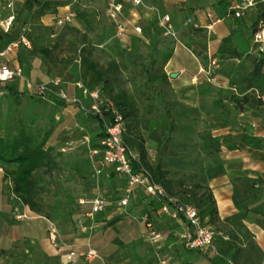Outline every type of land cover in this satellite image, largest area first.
<instances>
[{"label": "crops", "instance_id": "0c3cea01", "mask_svg": "<svg viewBox=\"0 0 264 264\" xmlns=\"http://www.w3.org/2000/svg\"><path fill=\"white\" fill-rule=\"evenodd\" d=\"M22 1L24 0H16V4ZM107 1L88 0L84 2V9L78 10L71 9L70 4L58 5L56 13L45 14L42 21L52 27L51 43L67 44V40H63L65 36L74 42L77 41L76 39L81 40L82 37L97 48L113 52V58L119 64L126 62L132 65L146 64L152 68V72L143 71L139 76L144 79L151 73L166 74L169 82L165 85L177 95H183V100L187 103L191 101V96H196L194 92L197 89L196 83L205 78L202 73L208 63L220 67L225 61L240 63L247 59L248 54H254L259 58L251 71L261 74L260 71L264 67V53L257 52L254 34L252 44L246 43L247 36H245L247 33L248 36L251 35L249 29L251 24L248 19L251 16L255 18V14L250 12L238 20L229 14L230 0H145L141 6L126 4L123 15L127 31L121 36L117 35L115 26L107 15ZM70 12L74 13V17L67 23L69 29L56 23L59 17ZM165 16L170 18L166 23L172 28L169 34L166 32L167 27L161 24ZM136 28H141V32ZM232 33L234 45L238 48L240 56L218 55L223 39ZM166 42H171L169 46L172 51L166 62L162 64V51L166 48ZM154 48L160 51L159 54H153ZM17 52L18 49L7 58V61L14 66H20ZM59 56V59L67 58L65 53L58 54ZM42 63L43 60L36 57L30 75L46 83L52 79V76L43 68H39ZM159 68L160 70L157 71ZM171 72H178V77L170 78ZM135 73V69H129L125 75L126 77L130 75V79L134 80ZM27 81L35 80L23 75L22 78L11 81L5 86L3 96L13 93L9 86L17 85L16 94L19 96L22 97L25 92L32 96L36 93L37 102L53 108L55 114L54 124L51 127L53 132L48 145L63 151L64 159L58 157V163L62 167L60 177L69 175L67 174L69 172L63 168L64 163L61 164L65 162L71 168L70 176L76 180L77 187L74 192L78 197L61 204L62 208L73 211L71 215L54 219L39 214L15 197L12 181L5 177L4 168L0 165V264H162L163 261L166 264H213L212 259L219 254L223 246H211L207 250L187 248L184 235L189 226L183 215L170 216L162 210V203L152 200L140 187H135L128 204L122 205L120 200L127 195L128 190L124 176L113 173L109 166H105L101 173H95L91 169L89 152L84 156L72 152L66 153L78 144L75 142L76 145L71 146L72 141H77L75 140L77 130L73 128L78 126L84 133L85 127L93 124L94 121L84 114L78 102L61 97L50 100L46 98L47 94L42 95L38 92V85L30 87ZM77 82L80 80L62 82L61 87L69 97L80 99L87 109L92 110L98 104V99L90 94L85 95L83 89L76 85ZM222 84L227 87L225 83ZM134 85L132 82L127 83V88L134 95L144 93V91L139 92ZM232 90H234L231 91L232 95L238 94L235 92L236 88L232 87ZM251 91L252 89H246L244 94ZM145 94L144 97L148 93ZM222 94L227 95L225 91ZM199 96L201 103L204 101L205 93L200 92ZM221 97L220 94H214L210 98L216 101ZM261 99L263 100L261 105L245 109H238L234 106L236 102L223 99V102L230 103L228 127L225 124H220L218 127L238 129L241 130L240 133L264 137V96ZM86 134L87 137L89 133ZM237 146L242 150L252 148L244 145L241 140ZM262 157L255 154L245 157L236 153L232 156L234 160L240 159L241 162L237 165L246 169L244 178L254 180L264 179ZM88 163H90L88 172L83 171V167ZM255 185L259 187L261 184ZM209 186L222 219L234 216L240 211L235 199L241 200L246 194L242 191L238 192L233 186L230 172L213 178ZM99 197L106 199L107 204L100 213L92 215V201ZM248 207L250 208L251 205ZM262 219L260 213L249 211L242 217V224L247 235L254 239L264 257ZM149 223L153 224L161 235L155 241L149 237ZM52 231L56 235L55 241L50 237ZM237 234L240 240L242 236L239 232ZM226 238L230 240L228 236ZM72 252L75 253V259L67 262L66 257Z\"/></svg>", "mask_w": 264, "mask_h": 264}, {"label": "trees", "instance_id": "16d2710c", "mask_svg": "<svg viewBox=\"0 0 264 264\" xmlns=\"http://www.w3.org/2000/svg\"><path fill=\"white\" fill-rule=\"evenodd\" d=\"M52 6L53 4L49 0H24L20 3L19 7L16 4V19L12 28L9 31H4L0 28V50L5 49L9 44L25 36L29 40L30 46L20 45L17 52L24 76L30 75L33 61L36 57H39L43 60V70L52 77L58 76L63 82L74 79L85 80L88 81L87 88L90 91L99 90L98 103L101 100L103 101L99 104L100 112L87 108V110H82L86 116L88 115L97 124L98 132L93 136V140H96L97 143L95 149L101 151L103 148L101 142L107 136V126L113 124L116 121L117 114H120L126 127L124 139L130 148H134L139 155V160L134 162L135 167H146L152 174L154 181L163 185L171 197H178L176 200L178 203L196 206L203 221L211 225L208 223L205 215V211H209L212 220L217 215V207L211 190L203 187L201 183L195 184L191 188L175 190V180L170 177V172L168 168L163 166V162L158 160L156 164H153L149 159L147 138L141 134V127L150 132L149 138L157 141L159 144L164 141L155 134V124L158 125V121L151 120L150 122H146V120H141L140 107L137 100L138 95H134L127 88L128 82H132L135 84L134 86L138 84H136L135 78L134 80L130 79V75L126 77L125 72L129 71V69H135L136 77L143 71L152 72V68L146 64L132 65L127 62L119 64L114 58L109 62H101L94 55L96 46L88 43L85 38H81V44L88 46L87 48L83 46L78 50L79 55L77 60L75 59L73 62L68 61V57L59 59L57 52L58 43L56 42L55 45H51L52 43H50L52 27L45 25L42 21V17L47 14V11ZM254 14L253 34L258 29L259 23L264 25V2L258 4ZM61 36L62 34H60ZM152 44H154L153 39ZM170 44L171 42H166V48L162 51V64L166 62V59L171 54L172 48L169 46ZM152 52L155 55L159 54L160 51L154 48ZM226 54L236 57L240 56L238 48L234 45L233 33L225 37L219 47L218 55L224 56ZM70 65L71 67L69 68ZM159 70L160 68L157 69V71ZM156 77L158 79H155ZM168 82L169 78L166 74L156 75L151 73L150 75H146L143 79L145 90L140 95L144 97L145 93H148L149 95L147 94L144 98L147 101L151 100L152 103H155V101L153 102L154 97L152 95L156 92V102L159 105L163 102V90L164 86H166L165 84H168ZM246 82L247 89H262L264 88V74L250 72L246 76ZM9 89L17 96V102L19 103L21 100L19 97L21 96L16 94L18 92L17 85L9 86ZM46 98L56 100L60 99V96L50 90L47 92ZM235 102L239 109L253 107L248 94H244L242 98L236 97ZM262 103L263 100L259 97L257 104L261 105ZM170 116L171 113L164 109L162 121L165 132L168 134L174 127L173 122H168L171 119ZM141 123H144L143 126ZM150 123H152V126ZM52 132L53 129L50 128L41 137V134H38L31 126L20 123L16 133L11 135L0 134V165L4 168L5 177L12 181V190L15 197L22 204L29 206L33 211L50 218L52 216L48 213V209L55 210L59 217L72 214L66 208H62V210H68L67 214L65 212H57L60 210L57 205L48 207L44 201V193L47 186L46 176L48 174L53 175L55 170L60 167L58 157L61 154L56 152L54 146L48 145ZM220 141V136L208 138L204 144L206 152L210 154L217 153ZM241 142L252 148L264 147V137L253 136L248 133L242 134ZM217 173H214L213 177L218 175ZM246 180L253 181L254 184L260 183L259 180H252L250 178ZM182 183V181L179 182V186ZM245 194L247 196L245 195L243 199H235L239 210L244 212L243 216L251 211L248 207L249 203L262 197L264 186L255 194ZM186 195L189 198H186ZM198 197L200 198L197 200ZM193 199L195 200L194 202L192 201ZM152 200L162 203L160 199ZM170 205L173 207L175 202H170ZM237 243L236 239L225 241L219 254L212 259L213 264H230L232 258H239L242 248Z\"/></svg>", "mask_w": 264, "mask_h": 264}, {"label": "rangeland", "instance_id": "374dc122", "mask_svg": "<svg viewBox=\"0 0 264 264\" xmlns=\"http://www.w3.org/2000/svg\"><path fill=\"white\" fill-rule=\"evenodd\" d=\"M49 1L52 2L53 6L47 11V14L56 13L55 11L58 10L57 6L65 4H70V8L73 10L84 9V2L88 0ZM20 3L21 2L17 3L18 7L20 6ZM8 14L9 10L5 5V1L0 0V16L6 17ZM249 19V24H251L249 28L251 35L248 36L249 34L247 33L245 36H247L246 43L252 44L255 18L254 16H251ZM69 28L68 25L65 26V29ZM63 40H67V44H57V52L60 55L65 53L68 57V61L72 62L75 59H78V50L83 46H85V48L88 46L81 44L80 39H76V42L78 43L72 40L70 41L66 36ZM51 41L52 40L50 39V43ZM94 55L95 58L101 62H109L113 59L114 54L109 50L96 47ZM255 56L256 55L254 54H248L247 59L242 60L240 63L225 61L220 67L209 63L205 65L202 73L205 75V78L200 79V82L196 83L197 89L194 91L196 96L193 97L190 95L191 101L189 103L183 100V95H177L175 91H171L167 85L164 86L165 92L163 102L159 105L156 102V92L152 95L154 97L153 102L155 101V103H152L151 100L147 101L141 95V97L139 95L137 96L141 120H146V122H150L151 120L158 121V125L155 124V134L164 141L159 144L157 141L149 138L150 132L141 127V134L147 138L149 159L153 164H156L158 160L163 162V166L168 168L170 172V177L175 180V190L191 188L195 184L200 183L203 187L210 190L209 185L213 178L221 177L225 174H229V172L233 186L236 187L238 192L242 191L251 195L255 194L263 187L264 179L262 178L259 179L261 183L259 187H257L253 181L246 180L247 178H244L243 175L246 169L244 170L243 166L237 165L241 160H234L232 156H234L235 153L242 154L245 157H248L250 154H255L262 155L263 159L264 147L247 148L242 150L237 146V143L242 138L243 133H240L241 130L218 127L220 124H225L228 127L227 119L230 115V109L228 108L230 103L223 102V99L235 102L236 97H243L244 91L247 89L246 76L248 73L252 72L251 70L256 66L257 59L259 58ZM70 67L71 65L69 68ZM39 68H43V63ZM260 72L264 74V67ZM25 77L33 78L35 80L32 81L34 85L42 84L38 77H31V75H25ZM80 81L85 87L88 86V81ZM135 81L137 82L136 84H138V91L143 92L145 90L143 78L141 76H136ZM222 83H225L227 87ZM232 87L236 88L235 92H238V94L232 95L231 91H234L232 90ZM223 91H225L227 95H223ZM200 92L205 93L204 101H201V103L199 96ZM33 93L34 92H32V94ZM34 94L35 95L32 96L26 92L23 93L22 97H19L21 98L19 103L17 102V96L14 93L1 97L0 134L11 135L16 133L21 123L23 125L31 126L38 134H41L40 136L42 137L46 130H49L53 126L55 116L53 108L45 106L42 102H37L38 95L36 93ZM214 94H220L222 97L213 101L210 97ZM248 95L250 96V102L253 107H257V101L259 100L258 95L261 96V98L264 96V88L259 89L258 92L252 89ZM234 106L237 107L236 104ZM164 109L171 113V119H169L168 122L174 123V127L169 134L165 132L164 123L162 121ZM143 124L144 123H141L142 126ZM150 125L152 126V123H150ZM73 129L77 130V137L75 139L77 141H72L73 143H71V146L75 144V142H78V144H75L76 146L73 149H69L66 153L72 152L84 156L89 152L91 155V169L97 173V169L102 167L101 163L103 160V154L101 151L97 153L94 152L97 143L96 140H93V136L98 132L97 124H88L85 127V131L89 133L87 137L86 132L84 131V133H82L78 126ZM214 136L221 137L220 146L218 147L217 153L210 154L206 152L204 144L208 138ZM132 150L137 152L134 148H132ZM56 152L61 154L59 157L63 160V151H59L56 148ZM63 163V168L69 172L67 173L69 175L68 177H60L62 167H59V169L55 170L53 175L48 174L46 176L47 186L46 192L44 193V201L48 207L57 205L60 208L57 212H65L67 214L68 210H62L61 204L69 202L73 198L76 199L78 194L74 192L77 184L76 180L70 176L71 168L70 166H67L65 162H61V164ZM90 163L83 167V171L88 172ZM214 173H217L218 175L213 177ZM181 181L183 183L179 186V182ZM238 197L240 198V196ZM186 198L189 197L186 195ZM199 198L200 197H198L197 200ZM192 201L194 202L195 200L193 199ZM249 205H251V211L262 215V220L264 222V194L261 198L252 201ZM69 211L71 213L73 212L71 209H69ZM48 213L51 214L54 219L60 218L55 210L48 209ZM209 213V211H205L206 219L215 229V239L212 247L223 246L224 242L229 240L226 238L228 236L230 240L236 239L238 241L237 244L242 248L239 258H232V261L235 264H262L264 258L262 252L256 245L254 239L250 235H247L244 225L242 224V217H244L243 211H239L234 216L222 219L219 216L217 209V215L213 220ZM236 231L242 236L240 240H238L240 236Z\"/></svg>", "mask_w": 264, "mask_h": 264}, {"label": "built area", "instance_id": "2783aa9c", "mask_svg": "<svg viewBox=\"0 0 264 264\" xmlns=\"http://www.w3.org/2000/svg\"><path fill=\"white\" fill-rule=\"evenodd\" d=\"M6 7L9 10V14L6 17L0 16V28L4 31H9L16 19V0H4ZM145 0H108L107 1V15L113 22L117 35L121 36L127 31V24L124 19L123 11L126 4H132L133 6L143 5ZM264 0H230L228 5L229 14L235 18H243L250 12H255L259 3ZM74 17V13L70 12L65 16L59 17L56 23L61 26H65L71 22ZM170 20L168 16L163 18L162 25L167 27V34L172 32V28L166 23ZM138 32H141V28H136ZM254 41L257 52L264 53V25L259 23L258 29L254 32ZM20 45L30 46L29 40L22 36L20 40L9 44L5 49L0 50V97L4 94V88L11 81L23 77V70L21 66H14L7 61V57L15 52ZM62 79L58 77H52L49 82L42 83L37 86L38 92L42 95L47 94L48 91H52L58 96L66 100H72L78 102L82 110H86L85 104L78 98H71L65 90L62 89ZM28 86L32 87L34 84L31 81H27ZM76 85L83 89L85 95L90 94L95 98H99V90L95 89L90 91L80 81ZM93 107V110L100 112L99 104ZM58 118V117H57ZM126 127L123 118L120 114H117L116 121L113 124L107 126V136L102 140L103 148L101 152L103 154V160L101 166L97 169V174L102 172L105 166H109L113 173L124 176L128 183L127 195L120 200L122 205H127L131 193L135 187H140L144 190L145 194L152 199H160L162 201V210L168 213L172 217H183L188 222L189 229L184 235L185 245L190 249H204L207 250L213 244L215 238V230L211 225L206 224L200 216L199 210L192 204L178 203L173 197H171L167 189L154 181L152 174L146 167L136 168L135 161L139 160V155L134 152L124 139ZM94 152H99L95 149ZM175 202V205H170V202ZM106 199L96 198L92 201L91 214L100 213L105 205ZM172 208V209H171ZM150 227L149 237L152 241H155L161 237L160 233L155 230L153 224H148ZM55 231V229H54ZM52 231L50 237L53 241L56 240V235ZM75 253L72 252L67 255L66 261L71 262L75 259ZM162 264H166L165 261ZM230 264H234L230 261ZM264 264V260L262 262Z\"/></svg>", "mask_w": 264, "mask_h": 264}, {"label": "water", "instance_id": "95a60500", "mask_svg": "<svg viewBox=\"0 0 264 264\" xmlns=\"http://www.w3.org/2000/svg\"><path fill=\"white\" fill-rule=\"evenodd\" d=\"M178 72H171L170 74H169V76H170V78H176V77H178Z\"/></svg>", "mask_w": 264, "mask_h": 264}]
</instances>
